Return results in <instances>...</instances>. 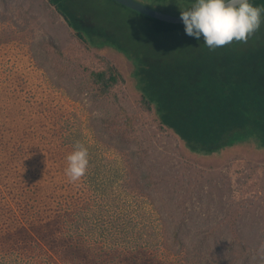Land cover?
I'll return each instance as SVG.
<instances>
[{
  "label": "rangeland",
  "instance_id": "374dc122",
  "mask_svg": "<svg viewBox=\"0 0 264 264\" xmlns=\"http://www.w3.org/2000/svg\"><path fill=\"white\" fill-rule=\"evenodd\" d=\"M67 1L81 18L115 35L113 44L140 57L141 67L149 62L167 67L203 51L212 63L226 56L223 50L236 56L249 47H264V19L246 43L234 40L209 50L202 36L198 41L186 35L183 26L162 30L159 22L115 0ZM137 1L176 16L194 2ZM107 61L123 80L105 95L90 73ZM133 65L113 45L92 47L81 41L49 0H0V211H10L3 205L11 201L21 212L10 223L0 221V236L6 239L0 253L12 242H30L33 253L57 256V261L55 248H70L67 256L74 249L80 253L73 257L76 264H220L215 246L226 249L236 237L242 242L237 260L263 263L264 150L242 144L222 156L190 153L144 108ZM92 117L119 121L111 131L122 135V148L99 140ZM76 142L87 147L89 165L78 181L70 182L66 156ZM43 206L49 208L36 214ZM60 212L66 221L57 219ZM180 218L182 244L164 238ZM20 224L32 225L35 236L26 238L23 228L16 229ZM105 226L113 235L108 243L97 236ZM51 234L54 238H47ZM148 234L152 243L135 256L119 255V240ZM199 240L213 248L197 261Z\"/></svg>",
  "mask_w": 264,
  "mask_h": 264
},
{
  "label": "trees",
  "instance_id": "16d2710c",
  "mask_svg": "<svg viewBox=\"0 0 264 264\" xmlns=\"http://www.w3.org/2000/svg\"><path fill=\"white\" fill-rule=\"evenodd\" d=\"M49 2L57 8L81 41L92 47L113 45L134 62L131 75L135 77L133 78L136 79L135 86L143 95L144 108L153 111L159 120V127L173 131L190 153L205 157L222 156L227 149L242 144L264 150V47H249L236 56L233 51L226 54L223 50L226 56L218 60L212 59V63L205 56L207 52L203 51L191 59L184 60L185 62L169 63L167 67L154 65L152 62L141 67L140 57L129 54L113 44L117 38L115 35L106 34L105 29L96 26L91 20L81 18L67 0H49ZM251 3L264 6V0H251ZM142 15L159 22L162 30L184 27L183 23H172ZM36 54L44 57L41 52ZM221 65L224 67L220 68ZM90 75L98 92L105 95L123 80L122 73L109 61L103 69L92 71ZM138 75L142 80L139 81ZM148 92L151 94L148 95ZM92 123L102 143L122 148L119 144L122 135L115 130L111 131V124L117 126L119 121L92 117ZM152 185L154 184L147 186ZM4 190L9 194L13 192V189L7 186H4ZM4 207H8L10 211H0L2 223H10L21 215L18 208L15 210L12 207L11 201L5 203ZM48 208L49 206H43L41 211L38 208L35 213L40 215ZM60 214L61 212L57 219L66 221V217ZM166 218L174 219L170 215ZM33 222L34 220L31 219L32 225ZM173 223L176 225L175 230L169 231L168 236L164 238L182 244L179 230L183 228V218ZM32 225L20 224L16 229L23 228L26 238L33 237L35 234L30 232ZM113 229L116 230V227ZM119 233L116 230L114 234L119 236ZM87 234L94 235L88 230ZM102 234V236L97 235L102 243H108V240L112 239L113 235L107 233L106 226ZM88 237L93 238V236ZM149 237L150 234L147 237L139 235L138 238L128 235L126 241L119 240L116 243L119 255H123V259L129 258L131 254L135 256L136 251L152 243ZM47 238L53 239L54 234L47 235ZM2 239L6 240L0 236V245L3 243ZM241 244L242 242L234 237L226 249L220 250L221 247L216 245L220 264H251V259L248 258L237 260L238 246ZM210 248L213 246L207 241L199 240L196 249L197 261L204 259L209 254ZM54 250L60 253V261L54 260L57 256L51 258L49 255L48 258L47 254L43 256L33 253L30 242H12L7 246L6 251L0 253V264H76L73 257L80 255L72 249L69 253L72 256H67L66 251L70 248L64 249L63 246ZM183 252L188 253V249ZM248 253L252 255L253 252ZM158 264L162 263L158 262ZM254 264H264V262Z\"/></svg>",
  "mask_w": 264,
  "mask_h": 264
},
{
  "label": "clouds",
  "instance_id": "9594fccd",
  "mask_svg": "<svg viewBox=\"0 0 264 264\" xmlns=\"http://www.w3.org/2000/svg\"><path fill=\"white\" fill-rule=\"evenodd\" d=\"M185 34L213 50L232 41L246 43L260 28L264 6L251 0H194L191 7L180 12ZM65 175L70 182L78 181L89 165L88 149L76 142L66 156Z\"/></svg>",
  "mask_w": 264,
  "mask_h": 264
},
{
  "label": "water",
  "instance_id": "95a60500",
  "mask_svg": "<svg viewBox=\"0 0 264 264\" xmlns=\"http://www.w3.org/2000/svg\"><path fill=\"white\" fill-rule=\"evenodd\" d=\"M115 1L126 7L133 9L134 11H137L141 14L147 15L155 19L172 22V23H182L180 16L157 11L137 0H115Z\"/></svg>",
  "mask_w": 264,
  "mask_h": 264
}]
</instances>
